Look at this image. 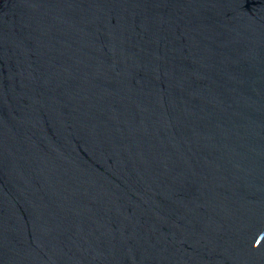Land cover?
Segmentation results:
<instances>
[{
  "label": "water",
  "instance_id": "95a60500",
  "mask_svg": "<svg viewBox=\"0 0 264 264\" xmlns=\"http://www.w3.org/2000/svg\"><path fill=\"white\" fill-rule=\"evenodd\" d=\"M0 264H264V0H0Z\"/></svg>",
  "mask_w": 264,
  "mask_h": 264
}]
</instances>
